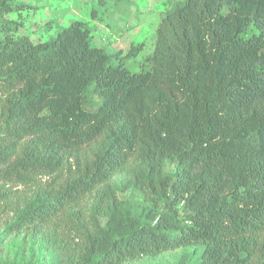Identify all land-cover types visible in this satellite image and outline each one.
<instances>
[{
	"label": "trees",
	"instance_id": "obj_1",
	"mask_svg": "<svg viewBox=\"0 0 264 264\" xmlns=\"http://www.w3.org/2000/svg\"><path fill=\"white\" fill-rule=\"evenodd\" d=\"M18 1L0 0L5 233L52 239L56 264L191 246L194 264H264V0H170L139 72L126 61L141 46L107 52L81 21L45 42L17 37ZM124 191L142 197L146 222L122 212ZM58 219L66 229L51 227Z\"/></svg>",
	"mask_w": 264,
	"mask_h": 264
},
{
	"label": "rangeland",
	"instance_id": "obj_2",
	"mask_svg": "<svg viewBox=\"0 0 264 264\" xmlns=\"http://www.w3.org/2000/svg\"><path fill=\"white\" fill-rule=\"evenodd\" d=\"M17 3L23 5V10L19 14L9 15V18L20 19L23 23L17 37H27L34 43L45 42L71 21H81L89 28L94 45L107 52L120 53L123 57L130 47L141 46L137 56L126 61L133 72H139L151 56L157 26L170 6V0H19ZM172 169L173 165L166 163L164 173ZM125 179L123 175H116L111 184L120 190ZM43 181L48 180L45 177ZM11 189L19 193L28 191L19 185ZM120 198L123 213L136 221L146 222V203L139 194L124 191L120 192ZM77 208L81 210L80 216L88 220V214L95 213L93 197H88ZM184 214L185 211L179 209L180 217ZM14 217L9 208L0 206V264H20V260L37 263V257H44L51 264H56L64 257L52 239L25 232L19 236L5 233L6 226L13 222ZM97 219L101 226L106 222L101 216ZM68 222L58 219L51 227L57 231L66 229ZM198 254L197 248L191 246L125 264H194Z\"/></svg>",
	"mask_w": 264,
	"mask_h": 264
}]
</instances>
